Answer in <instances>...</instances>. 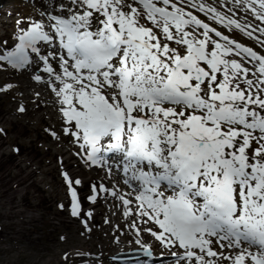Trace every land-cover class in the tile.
I'll return each instance as SVG.
<instances>
[{"label": "snow or ice", "instance_id": "1", "mask_svg": "<svg viewBox=\"0 0 264 264\" xmlns=\"http://www.w3.org/2000/svg\"><path fill=\"white\" fill-rule=\"evenodd\" d=\"M40 7L0 42V70L48 87L77 155L128 189L94 185L90 197L118 199L132 220L146 259L123 264H153L155 248L172 264H264V0ZM71 198L72 216L90 215Z\"/></svg>", "mask_w": 264, "mask_h": 264}, {"label": "bare ground", "instance_id": "2", "mask_svg": "<svg viewBox=\"0 0 264 264\" xmlns=\"http://www.w3.org/2000/svg\"><path fill=\"white\" fill-rule=\"evenodd\" d=\"M5 1L8 8L3 10L0 17V42L11 45V33L18 31L17 21L26 22V19L16 18L12 0ZM15 72L10 69L4 78L8 82L12 80L16 89L12 97L16 108L5 106L0 110V124L3 125L0 126V218L11 219L17 216L20 222L16 231L18 239H29L34 244V253L21 252L25 260L20 264H97L99 261L118 264V261L110 258L111 253L137 249L131 243L134 239L129 228L132 220L122 215L123 209L118 199L110 195L105 197L104 192L99 193L96 201L90 197L97 195L94 185L104 184L111 189L119 183L122 191L128 189L123 186L115 169L111 175H106V171L100 170V167L92 166L89 169L77 155L80 149L76 143L67 141L66 149L61 148L50 132L51 128L55 130L62 122L54 94L42 82L31 79L27 72ZM21 106L23 112L19 110ZM9 110H13V118L4 114ZM49 121H54L53 127L45 130ZM35 129L38 132L44 130V136L33 134ZM56 134L59 136L60 133L56 131ZM67 139L64 136V140ZM5 143L10 147L9 150L3 148ZM65 174L73 181L81 182L74 184L71 190L77 193L82 213L90 215H71V190ZM63 188L65 200L58 206L59 209L52 210L50 217L47 216L42 208L48 201L63 197ZM43 217L57 237L54 238V235V240L39 247L36 244L39 238L32 239L29 235L36 229L34 223ZM27 222L33 225L24 230L23 224ZM8 226L12 227L13 223L9 222ZM115 238L119 239V244ZM143 238L148 244L154 243L146 233ZM2 239L0 230V252L4 250ZM154 255L155 262L159 264L173 262L167 259L169 253L163 248H155ZM9 262L0 259V264Z\"/></svg>", "mask_w": 264, "mask_h": 264}, {"label": "rangeland", "instance_id": "3", "mask_svg": "<svg viewBox=\"0 0 264 264\" xmlns=\"http://www.w3.org/2000/svg\"><path fill=\"white\" fill-rule=\"evenodd\" d=\"M213 4H216V0H212ZM40 3L41 0H35V1H30V0H14V3L12 1V8L15 12V16L16 18H24L26 19V22L32 18H35L39 15V12L42 10L40 7ZM44 3H49V0H44ZM219 4L223 5L224 4V0H219ZM8 6L7 4L5 5L4 9H7ZM2 12H0V17L2 16ZM242 18V17H241ZM243 19V18H242ZM12 31V30H10ZM17 31H12L11 35V40H13L12 42H14L15 40V34ZM236 36V35H235ZM237 36L241 39H246L247 42L252 43L254 46H256V42L255 41H250L247 37L242 36L240 34H237ZM10 45V44H9ZM10 71L9 69H5V70H0V110H3V108L5 106H10V108H16L15 104L13 103L12 97L16 94V89L13 87L12 85V80H10L9 82L7 81V79L4 78V75L6 73H8ZM20 72H15V74H19ZM17 77H14V79H16ZM36 92V91H34ZM33 92V94H34ZM13 111V110H12ZM11 110H9V112H5L4 114L6 116H9L11 118L14 117V113H12ZM53 122L54 121H49V123L47 124V126H45V130L48 129V127H53ZM0 126H3L2 124H0ZM62 128H63V123L60 122L59 126L55 127V130L53 128L50 129V132L52 133L53 131L56 132L58 131L59 134V139H57L56 137H54L55 140H57L58 144L61 146V148L66 149V142H73L72 137L67 136L68 139L64 140V135L62 133ZM37 133L40 137H43L45 132L44 130H39V132L35 129L33 131V134ZM58 135V134H57ZM25 140H27V137H24ZM3 148L5 150H9V146L5 143L3 144ZM85 162V161H83ZM89 169H92L90 165L85 164ZM88 170V169H87ZM39 176V175H38ZM61 195H63V197H58L55 200H50L48 201V203H46V205H44V208H42V210H45V213L47 214V216L50 217L51 215V211L52 210H57L59 209L58 206H60V204L63 203V201L65 200V194H64V188H63V192L61 191ZM50 206V207H47ZM56 220V219H53ZM12 222L13 226H8V223ZM19 218L17 216L11 218V219H6V218H0V230H1V237L2 242H1V246L3 247V251L0 252V259L3 260H8L10 261L8 264H20L21 262H23L25 260V258L23 257V254L21 252H24L25 254L28 253H34L35 252V248H34V244H31L29 239H18V235H17V229L19 228ZM35 224V231H33L29 237L30 238H39V240L36 241V244L39 247H44L46 245V243L48 241H52L54 240L55 237H57V235H55V232L52 231V226L47 224L46 219L43 217L40 220L36 221ZM31 225H33L32 223H24V230L25 229H29L31 227ZM48 232H52L51 234H49ZM55 235V236H54ZM54 236V238H53ZM48 238V239H47ZM35 243V242H34ZM16 248H18L19 250H17ZM125 251H129L127 250H122V251H115L113 252L112 255L114 254H119V252H125ZM110 254V255H111ZM100 262V261H99ZM95 264V263H92Z\"/></svg>", "mask_w": 264, "mask_h": 264}]
</instances>
